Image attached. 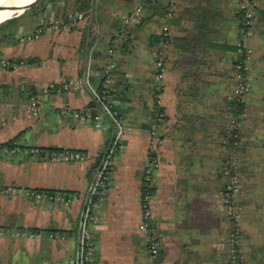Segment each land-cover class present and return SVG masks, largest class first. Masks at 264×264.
Instances as JSON below:
<instances>
[{
	"label": "crops",
	"instance_id": "obj_1",
	"mask_svg": "<svg viewBox=\"0 0 264 264\" xmlns=\"http://www.w3.org/2000/svg\"><path fill=\"white\" fill-rule=\"evenodd\" d=\"M46 1L44 12L25 14L0 31V58L21 64L15 71L0 67V146L67 150L83 158L0 153V190L79 200L0 195V264H76L84 200L113 130L59 112L91 108L111 48V99L124 119L126 139L93 211L91 264H235L234 250L242 259L238 264H264V0L246 8L239 0H92L94 19L66 26L51 20L78 10L76 0ZM139 7L138 22L123 31L124 20ZM243 8L252 25L243 42L252 53L251 90L238 103L234 64ZM166 26L168 45L161 38ZM39 29V39L20 42ZM156 52L164 53L162 80ZM65 81L87 83L66 92ZM50 83L57 90L46 96L40 115L29 117L32 99ZM153 139L160 162L152 200L156 256L141 229ZM233 176L237 214L226 205Z\"/></svg>",
	"mask_w": 264,
	"mask_h": 264
},
{
	"label": "built area",
	"instance_id": "obj_2",
	"mask_svg": "<svg viewBox=\"0 0 264 264\" xmlns=\"http://www.w3.org/2000/svg\"><path fill=\"white\" fill-rule=\"evenodd\" d=\"M245 1V0H244ZM246 2V1H245ZM245 8H243V13H245ZM142 8L139 7L134 13L128 16L123 22V31H127L134 24H136L141 16ZM85 20L84 14H76L75 16L71 15L68 18L69 24L73 22L83 21ZM86 21V20H85ZM89 21V19H88ZM243 28H241V42L238 45V59L242 60L238 61L236 69L239 73L238 82L235 87V101L242 102L244 98L249 95V85H248V77H245L243 72L248 70L247 68V60L249 59L247 53L250 51L246 48L245 44H243L244 40L250 36L249 30V18L245 13V16L242 19ZM66 26V25H65ZM42 32L41 30H37L36 32L26 35L20 38L21 43L32 42L40 38ZM162 42L165 45L170 44V30L169 27H164L161 35ZM248 50V51H247ZM115 55V49L111 48L109 50V64L105 71V81L101 86V89L94 92L93 102L97 104L95 109L88 108L81 111L63 109L59 112V117H69L74 121H78L81 123H85L88 125L91 124H102L108 123L110 124L113 130V138L110 144L103 150L101 155V161L99 162L96 170L94 171L93 180L91 186L89 188L88 194L85 198V209L82 215L81 226H80V234L78 238V250H77V258L76 264H91L94 256V247L92 245V224L94 222L93 211L96 209L98 202L101 201L105 192L108 190L111 183V176L114 171V164L118 157V154L123 146V143L126 139V129L124 124V119L115 108V104L111 99V90L115 82L114 77V69L116 64L113 60ZM155 61L157 68L159 70L158 79L162 80L165 74V58L163 52L155 53ZM20 62H14L11 60H7L4 58H0V67L5 70L15 71L20 66ZM85 84V82H75V81H65L63 83V90L66 92L73 91L78 89L79 85ZM56 85L54 83L47 84L43 87L41 95L36 96L32 99V103L30 106L29 117L38 116L41 113V108L46 96H49L51 93L55 92ZM93 110L97 113L94 114ZM155 137V132L152 133ZM157 142V141H156ZM153 139L151 143V152L155 154L157 149V143ZM35 153L47 160H60V161H77L83 158V155L77 152L72 151H42L40 149L36 150H24L19 147H10V146H0V153H3L7 156L14 157L21 153ZM235 166V165H234ZM160 169V162L157 158H152L149 167L146 169L145 173V183H154L155 177L157 175L158 170ZM238 189V179L236 176H233V181L228 186V197L226 198V205L232 207V198L237 194ZM12 192L14 194L22 195L26 193L30 198L41 201V200H49L52 202H62L66 204H72L79 200L78 196H67V195H49L43 192L36 191H27L24 192L22 190H14L12 188H7L5 190H0V195ZM152 200L153 195L149 192L142 193V209H143V217H142V225L141 229L147 234L148 237V248L150 254L156 256L159 254L160 247L158 243V238L154 234L153 231V211H152ZM39 237L38 235L31 234L30 238ZM234 263L238 264L241 262V258L238 255L237 251L233 252Z\"/></svg>",
	"mask_w": 264,
	"mask_h": 264
},
{
	"label": "rangeland",
	"instance_id": "obj_3",
	"mask_svg": "<svg viewBox=\"0 0 264 264\" xmlns=\"http://www.w3.org/2000/svg\"><path fill=\"white\" fill-rule=\"evenodd\" d=\"M246 1V2H245ZM239 0V4L241 5V7H243V6H245V8L247 7V5L249 4V5H254L255 4V2L256 1H258V0ZM45 2H47L46 0H40V1H38L35 5H33V6H31L29 9H27L26 10V12L24 13V14H22V15H20V16H18V17H15V18H13V19H10V20H8V21H6V22H3L2 24H0V31H1V29L2 28H4L5 26H8L7 24V22H12V20H14V19H18V18H20V17H22V16H24L25 14H33L34 12H37V11H39V10H42L43 11V8H45V7H43V5H44V3ZM119 3H121L122 5L123 4H129V0H119ZM254 3V4H253ZM44 12V11H43ZM14 14H16V12L15 13H12V16L11 17H13L14 16ZM76 14H84V16H85V20H83V21H85V22H89V21H91L92 20V16H91V13L90 12H87V11H82V10H74V9H69V10H67L66 12H64L62 15H63V18H59V19H56L57 21H52L51 20V22H53L54 24L55 23H57L58 24V26H65V25H69V21H68V18H69V16H71V15H73V16H75ZM240 16H241V18H243L244 16H245V14H243V11H242V14H240ZM52 17V16H51ZM249 18V17H248ZM51 19V18H50ZM88 19H89V21H88ZM93 19H94V17H93ZM80 22V21H79ZM57 28H59V27H57ZM249 32H250V36L252 35V25H251V22H250V24H249ZM240 36H242L241 35V33H240ZM21 37H24V36H20V38ZM249 37V36H248ZM33 42V41H32ZM28 43V42H27ZM248 51V50H247ZM247 55H248V57H249V59L247 60V61H249L250 59H251V57H252V53L251 52H249V53H247ZM237 56H238V51H237ZM237 59H238V57H237ZM8 60V59H7ZM236 63H237V60L235 61V64H234V66H235V71H236ZM248 63V62H247ZM249 72V70L248 71H246L245 73H244V75H245V77H250V74L248 73ZM237 73V72H236ZM239 75V74H238ZM238 75L236 74V83L238 82ZM248 85H249V88H250V90H251V81L248 79ZM239 192V189H237V193ZM237 195V194H236ZM232 207L230 208V206H228L229 207V210L232 212L233 211V209H234V214H237L236 212H235V206H234V204L233 205H231ZM235 251V250H234ZM238 254H239V252H238Z\"/></svg>",
	"mask_w": 264,
	"mask_h": 264
},
{
	"label": "trees",
	"instance_id": "obj_4",
	"mask_svg": "<svg viewBox=\"0 0 264 264\" xmlns=\"http://www.w3.org/2000/svg\"><path fill=\"white\" fill-rule=\"evenodd\" d=\"M77 4H78V9L79 10H82V11H87V12H91L92 9L94 10V14H95V4H92V0H76ZM46 8H43V11H45ZM242 14V13H241ZM16 19L12 20V21H16ZM241 28H243V22L241 23ZM250 29V28H249ZM237 51H238V47H237ZM242 60L241 58L237 59V63L238 61ZM236 63V65H237ZM236 74L238 75V71L236 69ZM245 72H243L244 74ZM105 81V73L103 74V79H102V82H101V86L102 84L104 83ZM101 89V88H100ZM91 108L95 109L97 107V104L95 102H92ZM94 114H96L97 112L95 110H93ZM8 146V145H7ZM10 147H12V145H10ZM42 151H60V149H40ZM155 154L152 155V158H155ZM39 192H43V193H46V194H49V195H54V192H47V191H39ZM143 192H149L150 194L154 195V192H155V188H154V184H148V183H145L144 182V185H143Z\"/></svg>",
	"mask_w": 264,
	"mask_h": 264
},
{
	"label": "bare ground",
	"instance_id": "obj_5",
	"mask_svg": "<svg viewBox=\"0 0 264 264\" xmlns=\"http://www.w3.org/2000/svg\"><path fill=\"white\" fill-rule=\"evenodd\" d=\"M32 1L34 0H0V23Z\"/></svg>",
	"mask_w": 264,
	"mask_h": 264
},
{
	"label": "water",
	"instance_id": "obj_6",
	"mask_svg": "<svg viewBox=\"0 0 264 264\" xmlns=\"http://www.w3.org/2000/svg\"><path fill=\"white\" fill-rule=\"evenodd\" d=\"M38 1H40V0H34V1H32L31 3H29V4L25 5V6H23V8H21L18 12H16V14H14L13 17L8 18V19L2 21L1 23L6 22V21H8V20H10V19H13V18H15V17H18V16L24 14V13L26 12L27 9H29L31 6L35 5ZM0 9H1V8H0ZM93 15H94V11L92 10V20H93ZM1 23H0V24H1Z\"/></svg>",
	"mask_w": 264,
	"mask_h": 264
}]
</instances>
